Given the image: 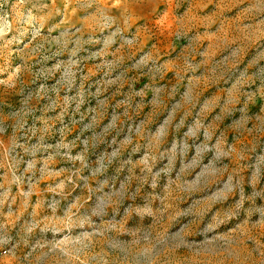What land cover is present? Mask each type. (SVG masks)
Masks as SVG:
<instances>
[{
	"label": "rangeland",
	"instance_id": "1",
	"mask_svg": "<svg viewBox=\"0 0 264 264\" xmlns=\"http://www.w3.org/2000/svg\"><path fill=\"white\" fill-rule=\"evenodd\" d=\"M0 264H264V0H0Z\"/></svg>",
	"mask_w": 264,
	"mask_h": 264
}]
</instances>
